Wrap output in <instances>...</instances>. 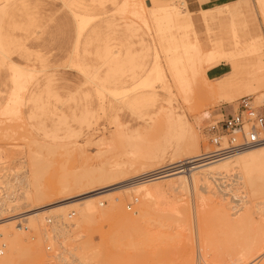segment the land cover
Returning a JSON list of instances; mask_svg holds the SVG:
<instances>
[{
	"label": "rangeland",
	"instance_id": "1",
	"mask_svg": "<svg viewBox=\"0 0 264 264\" xmlns=\"http://www.w3.org/2000/svg\"><path fill=\"white\" fill-rule=\"evenodd\" d=\"M14 1L9 0V6L4 10H7L8 17L6 15L3 19L0 13V27L4 31L10 29L7 33L9 32L11 40L10 34L13 35V44L17 46L18 42L17 47H19L21 42L20 47L24 44L29 53L27 52L28 55L25 56L27 58H23L17 52L12 53L6 62L10 64L12 59L17 63H24L25 66L30 65L29 67L34 68V71L22 73L17 69L0 70V149L2 148L1 150L6 153H13L16 148H20L16 150L19 155L15 154L13 158L16 161L23 159L25 161V167L21 173L31 174L32 197L28 200H16V207L13 210L7 207L5 213L0 215V219L12 217L13 221L15 219L17 222L26 223V211L43 208L49 212L40 214L47 215L41 228L48 230L49 219L56 228L64 227L67 244L65 249L59 246L64 238H57L51 231L44 233L43 230L38 232L29 230L23 242L32 245L41 241L42 255L31 264H79L73 261L71 256L73 251L70 248L73 245H83L84 242L89 243L90 246L100 245L102 234L107 235L109 239L106 246L108 250L105 247L101 255L102 260L99 263L90 260L83 264H107L108 261L110 264L118 253L114 246L117 241L114 238H117L115 232L119 231L120 227L124 228L126 234L122 238L123 246L120 247L122 253L120 260L123 261L120 264H185V260L190 256L193 257V264H204L205 260L201 258L202 254H199L197 240V211L201 208L198 190L189 184L182 191L172 189L165 184L164 193H161L164 196L159 200V204L164 207L169 206V209L154 210L152 208L156 200L145 198L143 195L135 197L132 193L125 191V188L113 190L110 188L136 181L137 178L152 170L157 171L166 166L175 167L179 160L195 151L194 141L186 130L171 129L165 122L159 126L157 125L159 123L154 124L158 127L148 128V125L156 121L157 108L163 105L167 107L168 103L169 106H178L175 111L182 113L180 118L187 119L193 127L197 149L199 154H202L216 148L208 140L209 125L220 118L221 111H226L227 108L231 110V106L238 100L223 104L218 97H213L204 102L185 104L180 95L177 96L179 98L169 97L161 90L159 84H155V88L150 89L158 94L154 107L133 109L125 107L128 101L122 99L121 92L118 93L117 100L101 90H98L96 95L93 90L95 87L84 82V78L78 72L81 69L76 64H81V68L84 66L83 69L89 73L96 72L99 82L105 76L106 66L93 54L96 42L88 44L87 39L83 38L79 50L73 51L76 22L71 19L63 1L33 0L38 4V11L36 15L34 14L36 23L31 25H27L23 13L12 11ZM234 1L237 2L220 9L225 19L223 23L216 20L210 22L208 37L210 40L221 37L226 43L225 53H235L237 49L232 47L231 32L226 19L227 15H231L240 39L251 40V37L255 40L254 47L244 51L242 56L250 63L251 71H257V67L264 63V12H262L264 9L262 10L257 0ZM147 4L150 5L151 2L147 0ZM170 4H177V2ZM83 5L85 6L81 7V12L96 15L95 21L89 26H98L101 42L104 39L107 40L106 35L110 38V34L112 38L114 37V44L127 40L130 51L134 55L132 63L125 66L124 72L121 70L120 74L114 73L115 75L109 76L107 87L131 88L152 68L155 52L148 44V37L143 35L142 30L135 25L134 29L131 28L129 20L135 18L125 13L120 14L116 11V6L106 3L105 7H100L91 0H83ZM127 9L129 12L132 10L130 4ZM10 16L12 20L9 19ZM198 17L200 18V15ZM137 22L141 23L139 20ZM13 23L19 24V28L13 29L12 27H15L11 26L15 25ZM89 26L84 28L85 31L91 30ZM201 38L205 39V35H201ZM114 47L118 49L117 45ZM159 60L163 62L161 53ZM46 90L49 91L46 92ZM55 91L61 99L54 98ZM191 93L195 96L197 92L191 90ZM39 94L43 95L42 102L31 101L32 97ZM250 101L255 107L264 106V100L257 104L253 98H250ZM92 110L96 112V115L86 113ZM115 114L118 116L116 120H114ZM180 124L182 125V122ZM101 136L106 138V141H103L104 144H97ZM231 182L233 180L224 178L219 183L221 187L224 185L230 187ZM0 185H2L1 188L3 187L0 189V197L1 195L7 197L4 194H7V191L8 195L13 190L15 194L22 191L21 186ZM15 187L17 190L20 189L17 191ZM103 190L107 191L101 192ZM226 196L231 198L233 204L237 203L236 198H232L231 195ZM68 197H81L68 205L81 204L82 201L88 200L95 207H102L103 215L109 217V221L99 225L93 224L86 229V225L81 224L77 218L74 219V216L59 220L54 216L58 210L45 208L62 202ZM263 199L264 195L259 194L252 203ZM208 204L209 206L206 207V204L203 210L201 208L203 228L207 233L215 234L219 228V218L216 210L212 209L214 207ZM121 212L127 215L125 221L119 219ZM227 212L232 211L227 210ZM22 226L24 224H21ZM79 233L82 237L72 241L71 239ZM176 234L179 235L176 236ZM47 236L53 238L57 243L56 247L46 240ZM224 254L227 256V253H223L226 258ZM58 255H61L64 260L59 259ZM12 264L26 263L14 259ZM251 264H264V253Z\"/></svg>",
	"mask_w": 264,
	"mask_h": 264
},
{
	"label": "bare ground",
	"instance_id": "2",
	"mask_svg": "<svg viewBox=\"0 0 264 264\" xmlns=\"http://www.w3.org/2000/svg\"><path fill=\"white\" fill-rule=\"evenodd\" d=\"M62 1L64 6L72 15V18L77 22L78 25L80 24L79 28L77 29L76 40L74 42V50L76 51L79 50L82 38L87 39L89 44L92 43L91 39L87 35L88 30L85 31L84 28L95 21L94 17H96V15H90L86 12L80 11L81 7L85 6L83 5V0ZM91 1L97 3V5L100 7H105V4L109 3L113 6H116L115 9L117 12H120V14L125 13L126 15L134 17L135 19L129 20L130 27L134 29L135 25L137 28H140L142 30V34L148 37V44L152 46V49L155 52L152 68L144 76V78L141 77V79L136 81L129 89L124 87L120 89L117 87L110 88L107 87V81L109 82L110 80L108 77L115 74L117 75L125 68L126 65L131 64L134 55L130 51L127 40H123L120 41V43L114 44V37L112 38V35L110 34V38L109 35H107V37H105L107 40L104 39V41L101 42L98 41V32H95L94 42L97 43L95 56L102 60L103 64L106 66L104 78H102L99 82L96 72L92 73L91 71V73H89L86 71V69H83V65L82 68L81 64L78 63L76 65L79 67V69H81L78 72L84 78V82L95 87L93 90L96 95L98 94V90H101L106 94L108 93L112 99L117 100L118 93L121 92L123 94L122 99L128 101L125 107L130 109L156 106L158 94L155 90H150L155 88V84H159L161 90L166 92L169 97H177L180 95V98H182L181 100H184L185 104H192L198 101L204 102L206 100L212 99L213 97H218L219 101L223 104L233 103L234 101L243 97H248L249 99L253 98V101L256 104L261 100H264V63L257 67V71H251L250 63H248V61L243 58L242 54L249 48L254 47L253 41L255 40H253L251 37L250 39L252 41L247 38L243 40L240 39L234 27L231 15H227L226 19L231 32L232 47H235L237 51L235 53L233 52L226 54V43L221 37L215 40H210L209 38L207 47L205 48V46H203L201 40L199 39L198 33L194 29L195 19L192 17V12L187 9V5L184 0H149L151 2L150 5L147 4V0ZM169 2H177V4H170ZM257 2L259 5H261L263 10L264 0H257ZM32 3V0H21L20 2L14 4V7H12V11H18L24 14L23 18H26L25 20L27 25H29L30 22L35 18L34 14L36 15V8H34ZM129 4L132 7L130 12L127 11V6ZM228 5L230 4H225L213 9H201L199 13V19L205 26V33L207 36H209L208 34L210 32V22L215 20L216 22L220 23L224 22L225 19L223 18V13L220 11V9H224ZM0 6L1 15L3 13L4 17H6L7 10H4L7 8V6H9V0H0ZM11 17L12 16L9 17L10 20H12ZM136 19L141 22V25ZM4 22L3 24H6ZM18 25L15 24L11 26H15L12 27L13 29H18ZM23 27H25L24 24ZM13 29L12 32L14 31ZM9 30L7 29V31ZM7 31H4V29L1 30L0 27V70L17 69L22 73H32L34 68L29 67L30 65L27 66L26 64L25 66L23 65L24 63L19 64L12 59L10 60V64L6 62L8 61L6 59H10V55L12 53L17 52V54H21L20 56L23 58H27L25 56H27L29 53L23 46L24 44L22 47H20L21 42H19V47H17L18 42L16 43L17 46H15V44H13V35L10 34L12 38L11 40L8 34L10 31L8 33ZM144 41L146 40L144 39ZM116 45L118 46V49L114 47ZM178 52H180V55H178ZM160 53L162 54L163 62L159 60ZM222 61L229 63L230 72L216 80L208 79L206 77V70ZM11 78H13L12 75ZM11 81L13 82V79ZM194 88L198 91H195ZM191 90L193 92H197V96L195 95L196 97L193 95V93H191ZM47 91L49 90H46V92ZM53 95L57 100L58 98L61 99V97L58 96L57 91H55ZM43 99V95L39 94L32 97L31 101L42 102ZM176 107L169 106L168 103L167 107H164L163 105L157 108L158 110L156 112L155 118L156 121L152 125H148V128L158 127L160 124L165 122L171 129L186 130L191 139L194 141L193 143L195 151L182 160H179L177 162L179 167L166 166L163 169L157 171L152 170V172L147 173L146 177L143 179H139L128 184L117 185L111 187L110 189L113 190L125 188V191H127L129 194L132 193L135 197L143 195L145 198L156 200V203L152 209L168 210L169 206L164 207L163 205L159 204V200L164 196V194H161L164 193L163 186L167 184L168 187L172 189H179L182 191L186 189L188 184L191 185L199 192L200 207L202 210L206 204L207 207L209 206L208 203H210L211 206L214 207L212 209L216 210L219 218V228H217V232H215V234L213 232V234H209L203 228L204 221L203 217L201 216V208L199 211H197V240L199 244V254L201 253V258L205 260L203 263L251 264L256 259L260 258L264 253V199L252 203V200L255 199L257 195H264V144L252 149L240 151L229 158L209 161L203 160L199 158V156L223 148L225 142L222 141V144L217 146L214 150H209L205 153L199 154L197 149L196 135L193 131V127H191L187 119L183 120L180 118V114L182 113L176 112ZM86 113L92 116L96 115L94 110L86 111ZM115 116L116 117H114V120H116L115 118L118 117L116 114ZM180 122H182V125ZM117 124L119 126L121 125L120 123ZM154 124H157L158 126H155ZM103 141H106V138L101 136L98 138L97 144H104L105 142ZM1 149L0 184H5L6 186L9 184H13L17 187L21 186L20 188L22 191L18 194H15L13 188H10L12 185H9V189L13 191H11L12 193L9 192L8 195V191L5 190V192L7 191V194H4L7 195V197L1 195L0 215L5 213L7 207H10V209L13 210L16 207V200H28L32 197L30 191L32 188V185L30 184L31 174L29 172H26L25 174L21 173L25 167V161L24 159L22 161H16V159L13 158L15 154L19 155V152L16 150L20 148L18 147L16 150L14 149L15 151L13 153H6ZM23 150L24 149H22V151ZM21 153L23 154L24 152ZM13 163L15 165H13ZM224 178L233 180V182L230 183V187L224 185V187H228L227 189H224L223 186L222 188L219 183ZM1 186L2 185H0V189L3 188H1ZM17 187H15L16 190ZM20 188H18V190ZM104 191L107 190H103L101 192ZM226 195H231L232 198H236L237 203L233 204L231 202V198ZM79 199H81V197H68L62 200V202L45 208H54V210H58L54 216L59 220L71 218L70 214L73 213V218H77L81 224H85L86 229H88V227L93 224L99 225V223L109 221L110 218L103 215L104 211L102 210V207H95L91 202H88V200L82 201L81 204L76 203L75 205H68V203L75 202ZM64 207H66V209H62ZM227 210L232 212H227ZM47 212L49 211H46L43 208L26 211V215L24 214L26 216V223H23L24 221L17 222L15 219L13 221L12 217L0 219V264H12L14 259L25 262L26 264H31L34 263V260L40 259L42 256L40 250L41 241H38V243L32 245L25 244L23 242L24 236L29 230L37 232L43 230L44 233L51 231L52 235L56 236L57 238H64L63 241L61 240L59 246L64 247V249L67 247L64 227L56 228L52 223L50 227L48 226V230H46V228H41L44 225L45 219H47V215L42 216L40 214H45ZM119 219L125 221L127 219L126 213L121 212ZM215 219L217 220V218ZM117 222L119 223L120 221ZM21 224H24V226L21 227ZM123 229L120 227L119 231H117V229V232H115L117 234L115 235L117 238L114 239L117 241V243L115 242L114 246L118 253L115 255L116 257L114 256L113 258L114 262L112 259V263L110 264H120L122 261L120 260L122 259L120 247L123 246L122 238L126 235ZM108 235L110 236L111 234ZM177 235L179 234H176V236ZM101 236V243L97 246H90V244L87 242H84L83 245H73L70 248L73 251L71 254L73 261H76L79 264H83L90 260L97 261L99 263V261L102 260L101 255L109 241V239H107V235L102 234ZM81 237L82 235L79 233L71 240L75 241V239ZM46 240L51 242L54 247L57 246V243L53 240V238L47 236ZM223 253H227V256L224 254L226 258L223 256ZM57 257H60L59 259L64 260L61 255H58ZM187 258V260H185V264H193V257L190 256Z\"/></svg>",
	"mask_w": 264,
	"mask_h": 264
},
{
	"label": "built area",
	"instance_id": "3",
	"mask_svg": "<svg viewBox=\"0 0 264 264\" xmlns=\"http://www.w3.org/2000/svg\"><path fill=\"white\" fill-rule=\"evenodd\" d=\"M231 107L230 112L221 111L220 118L212 122L207 130L208 140L214 147L220 146L222 141L225 145L199 158L206 161L225 159L240 151L264 144V106L255 107L250 99L245 97ZM146 175L137 179H143ZM73 216V213L70 214V217ZM52 223L50 219L47 222L49 226Z\"/></svg>",
	"mask_w": 264,
	"mask_h": 264
},
{
	"label": "crops",
	"instance_id": "4",
	"mask_svg": "<svg viewBox=\"0 0 264 264\" xmlns=\"http://www.w3.org/2000/svg\"><path fill=\"white\" fill-rule=\"evenodd\" d=\"M20 1L21 0H15L14 1V4H16V3L20 2ZM184 1L186 2L187 9L192 12V17H193V19H195V21H194V29L198 33L199 39L201 40V43L203 44V46H205V48L208 45V39H209V37L205 33L206 29H205L204 24L201 22V20L198 17L199 12L201 11V9L202 8L213 9V8H216V7L223 6L225 4H232V3L237 2V1H234V0H184ZM32 2H33L32 4L34 5V8H36V12H37L38 11V4L35 3L33 0H32ZM14 4H13L12 7H14ZM68 12H69V10H68ZM3 17H4V15L2 13L1 18H3ZM71 19L73 21H75L72 18V15H71ZM34 23H36V19L35 18L33 19V21L30 22L29 25L34 24ZM79 26H80V24L78 25L77 22H76L74 36H73V39H74V41H73V51L74 52H77L78 51V50H76V51L74 50V42L76 40L77 29L79 28ZM90 27H91V30L90 31H87V35L91 39V42L92 43L94 42V38H95L94 33L95 32H98V41H101L99 39L100 31L98 30V26H96V25L95 26H89L88 28H90ZM92 30H94V31H92ZM202 34L205 35V39H202L201 38V35ZM96 46H97V43H96ZM96 46H95V49H94L93 54H95ZM19 64H21V63H19ZM229 72H230V66H229V64H227L225 62H220V63H218V64H216V65H214V66H212V67H210V68H208L206 70V77L208 79H210V80H216V79H219V78L223 77L224 75L228 74ZM226 111L227 112L228 111L230 112V109L227 108Z\"/></svg>",
	"mask_w": 264,
	"mask_h": 264
}]
</instances>
